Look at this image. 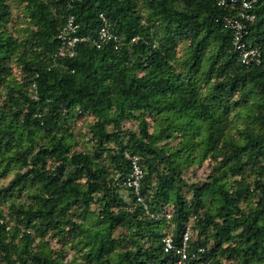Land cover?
<instances>
[{
	"label": "trees",
	"instance_id": "obj_1",
	"mask_svg": "<svg viewBox=\"0 0 264 264\" xmlns=\"http://www.w3.org/2000/svg\"><path fill=\"white\" fill-rule=\"evenodd\" d=\"M11 1L0 0V264H174L162 237L178 245L187 225L208 264H264V0L245 23L262 54L248 66L222 23L235 6L215 0ZM99 13L116 36L100 47ZM69 15L88 38L56 58ZM127 153L154 216L124 185Z\"/></svg>",
	"mask_w": 264,
	"mask_h": 264
},
{
	"label": "built area",
	"instance_id": "obj_2",
	"mask_svg": "<svg viewBox=\"0 0 264 264\" xmlns=\"http://www.w3.org/2000/svg\"><path fill=\"white\" fill-rule=\"evenodd\" d=\"M218 6H235L233 14L224 16L222 19L223 27L231 30V42L235 51L238 53V59L241 65L248 66L250 64H259L261 61V51L250 44L244 36L247 34L246 22H251L255 19L254 9L259 6L260 0H215ZM99 17L103 21V25L98 31V40L93 42L97 46H101L103 42L112 40L115 41L116 36L110 32L109 26L107 25L106 18L102 13H99ZM78 25L74 21L73 15H69L61 28V31L57 35L59 39V45L55 51V57L61 58L65 56L73 57L76 55V44L79 41L85 40L87 36H77ZM32 87L35 89L36 84L33 82ZM31 98L37 99L35 92L31 93ZM2 97H0V102ZM126 157L130 162V172L124 185L131 190L137 203L143 205L146 213L154 216L153 213L149 212L147 203L144 196L141 194V179L143 176V168L140 164V156L133 153H127ZM169 219V215H166ZM190 227L186 226L185 231L182 233L180 243L175 244L172 233H167L162 237L163 250L170 252L174 250L177 258L174 264H208L206 260L199 258L198 253L203 252V247H197L196 250H191L189 247L190 239Z\"/></svg>",
	"mask_w": 264,
	"mask_h": 264
},
{
	"label": "rangeland",
	"instance_id": "obj_3",
	"mask_svg": "<svg viewBox=\"0 0 264 264\" xmlns=\"http://www.w3.org/2000/svg\"><path fill=\"white\" fill-rule=\"evenodd\" d=\"M12 2V4H14V0H12L11 1ZM89 120V118L88 119H86L85 120V122H87ZM83 120L82 119H78V120H76L74 123H73V131L75 132V133H79V131L82 129V127H83ZM134 125V122H131V121H129V122H127V123H125V126L126 127H130V126H133ZM193 165H195V163L193 164ZM191 168H193V167H191ZM199 170H198V173H199V177L200 178H202V176H203V174L205 173L204 171H203V168L201 169L200 167L198 168ZM191 180L189 181V182H193V181H196V180H198V178L197 177H194L193 175H191ZM3 181V180H2ZM186 196L187 197H189L190 196V193H186ZM51 244H53V248H58V246H59V244L58 243H55L54 244V241H52L51 242ZM72 253H70L69 255H71Z\"/></svg>",
	"mask_w": 264,
	"mask_h": 264
}]
</instances>
